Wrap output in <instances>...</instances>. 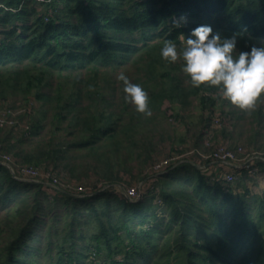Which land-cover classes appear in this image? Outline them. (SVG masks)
<instances>
[{
  "label": "trees",
  "instance_id": "trees-1",
  "mask_svg": "<svg viewBox=\"0 0 264 264\" xmlns=\"http://www.w3.org/2000/svg\"><path fill=\"white\" fill-rule=\"evenodd\" d=\"M31 2L0 0V101H37L53 111L54 133L74 137L27 150L22 145L42 129L35 119L27 135L7 150L22 163L51 162L69 176L78 171L70 163L76 156L70 154L87 151L96 164L106 166L86 163L87 169L101 170L95 174L106 181L118 179L111 158L123 142L113 113L81 105L84 99L109 104L98 86L103 70L135 62L134 83L147 90L151 111L165 100L187 106L191 98L211 109L221 97L217 89L194 87L186 74L184 85L174 72L180 62L169 63L160 55L164 41H174L179 49L183 36L208 24L223 35H237L236 55L264 43V0H44L41 14ZM181 17L186 21L177 26L174 21ZM210 121L195 146H201ZM257 166L264 172V162ZM250 180L244 172L232 184L211 183L202 171L181 164L154 182L162 202L159 212L155 196L131 203L104 191L76 199L18 182L0 166V212L6 218L0 264H36L31 257L39 248L31 243L43 235L37 231L61 223L65 233L51 264H86L91 255L95 258L89 264H264V191L252 195L246 186ZM80 223H95L97 229L81 248L78 243L86 237L78 231Z\"/></svg>",
  "mask_w": 264,
  "mask_h": 264
},
{
  "label": "rangeland",
  "instance_id": "rangeland-1",
  "mask_svg": "<svg viewBox=\"0 0 264 264\" xmlns=\"http://www.w3.org/2000/svg\"><path fill=\"white\" fill-rule=\"evenodd\" d=\"M31 5L36 8L39 14L44 11L43 0H32ZM177 62H180V65L182 64L180 60ZM134 63L128 62L118 69L103 70L104 73L98 80V86L99 90L104 93L107 101H109L108 105H97V100L92 102L91 100L84 99L81 102L82 106L92 104L91 111L93 112L105 108L109 114L113 113L112 115H114L113 120L117 127L115 131H117L118 140L120 139L123 142L118 156L113 155L111 158L113 162V166H111L112 172L114 176H118L116 177L118 178L117 180L106 181L95 174L97 171L101 172V170H96L95 172V170L87 169L86 163L97 165L98 169L106 167L103 164H96L92 160L93 156L87 155V151H73L70 154L71 156H76L70 163L78 169L73 176L63 174L51 162L42 165L22 163L14 156V151H8L9 144H17L16 142L21 137L27 135L28 130H25L24 127L28 125L30 129V122L35 119L41 121L42 129L38 132V136L33 137L32 140L22 145L27 150L34 151L37 146L56 144L59 142V137L63 139L64 136L69 139L74 137V135H66L67 133L63 131L57 134L54 133V130L58 126L56 125L57 120L53 116V111L43 110L41 104L32 99L29 102L30 99L16 97L3 103L0 101V112L4 109H12L14 112H19L18 117L20 121L18 127L0 129V152L12 157L17 165H31L52 171L57 174L62 184H70L72 186L82 185L83 187L92 188L93 192L94 190L110 186L113 190L120 192L127 187L149 180L150 168L155 161L173 154H184L194 149L209 153V149L205 148L202 144L199 147L195 146V140L199 132L206 125L207 118L210 117L211 113H214L219 120L220 128L213 129V143L221 141L231 146L239 145L244 147L248 154H256L258 158H264V96L258 99L256 105L251 110L247 111L241 110L223 97H220L217 105L211 108L213 111L210 108L203 109L199 98H191L187 106L171 104L170 101L165 100L160 109L151 111V116H145L137 112L132 103L125 101L123 82L118 79L119 74L123 72L134 82L137 77L136 65ZM165 67L166 69L170 68L169 66ZM174 72L179 74L180 77L185 75L181 66ZM182 82L185 85L188 79L183 77ZM68 87L70 88V85ZM95 90H97V86ZM204 116H206V120ZM66 124L67 122H63L60 126L64 127ZM209 126H211V123L208 124L207 128ZM74 133L77 134L76 132ZM6 138H9L7 142L4 141ZM101 151V149L98 150V152ZM63 164L65 162L60 165L62 166ZM251 179L246 183L250 193L252 195H261L264 191V173H259L258 176ZM58 191L63 192L62 189ZM238 192H242V190L238 189ZM161 207L162 205L160 204L159 212H161ZM5 220L4 213L0 212V246L4 237L2 231L5 228L2 223ZM80 225L81 227L78 228V231L79 233H83L86 240L79 241V248L88 244L90 236L97 232L95 223H80ZM37 232L43 235L37 243H31L35 248H39V251H36L34 253L36 255L31 257V259L36 264H51L52 260H56V252L58 250L56 245L62 243L65 233L63 223L59 224L56 229L48 231V228L44 227ZM83 252L88 254L85 249ZM94 258L91 255V257L85 259L83 262L89 264L90 260Z\"/></svg>",
  "mask_w": 264,
  "mask_h": 264
},
{
  "label": "clouds",
  "instance_id": "clouds-1",
  "mask_svg": "<svg viewBox=\"0 0 264 264\" xmlns=\"http://www.w3.org/2000/svg\"><path fill=\"white\" fill-rule=\"evenodd\" d=\"M181 21L186 18L174 23L180 26ZM182 39L184 44L179 49L174 41L165 40L160 55L169 63L182 61V71L194 87H214L221 97L245 111L251 110L264 96V43L253 44L236 55L237 35H223L208 24L193 28ZM118 79L123 82L125 101L132 103L137 112L151 116L147 90L123 72Z\"/></svg>",
  "mask_w": 264,
  "mask_h": 264
},
{
  "label": "built area",
  "instance_id": "built-area-1",
  "mask_svg": "<svg viewBox=\"0 0 264 264\" xmlns=\"http://www.w3.org/2000/svg\"><path fill=\"white\" fill-rule=\"evenodd\" d=\"M18 115L19 112H14L12 109L2 110L0 112V129L18 127L20 124ZM210 119L211 126L205 129L202 136V145L209 149V153L194 149L184 154H173L155 161L150 168L149 180L127 187L120 192L113 190L110 186L94 190L93 192L92 188L83 187L82 185L62 184L57 174L52 171L31 165H17L12 157L2 152H0V165L7 168L12 178L18 182L41 185L56 191L62 189L63 192L71 194L76 199L91 198L101 192L111 191L118 196H124L131 203L155 196L153 202L158 205L162 204V202L155 188L154 182L156 178L162 174H167L181 164H189L202 171L211 183L221 182L229 185L234 183L237 177L244 172L250 178L258 176L260 169L257 163L264 162V158H258L256 154H248L247 150L239 145L231 146L221 141L213 143V131L220 128V124L214 113L210 114ZM24 129L29 131V126L25 125ZM211 167L214 170L210 171Z\"/></svg>",
  "mask_w": 264,
  "mask_h": 264
},
{
  "label": "crops",
  "instance_id": "crops-1",
  "mask_svg": "<svg viewBox=\"0 0 264 264\" xmlns=\"http://www.w3.org/2000/svg\"><path fill=\"white\" fill-rule=\"evenodd\" d=\"M209 170H210V171H211V170H214V168L211 167ZM260 173H262V172L260 171ZM263 173H264V172H263Z\"/></svg>",
  "mask_w": 264,
  "mask_h": 264
},
{
  "label": "water",
  "instance_id": "water-1",
  "mask_svg": "<svg viewBox=\"0 0 264 264\" xmlns=\"http://www.w3.org/2000/svg\"><path fill=\"white\" fill-rule=\"evenodd\" d=\"M0 166H2V165H0Z\"/></svg>",
  "mask_w": 264,
  "mask_h": 264
}]
</instances>
